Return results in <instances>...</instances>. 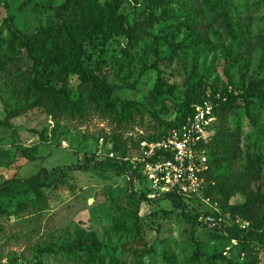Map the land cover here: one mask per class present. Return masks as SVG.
Returning <instances> with one entry per match:
<instances>
[{
  "label": "rangeland",
  "instance_id": "rangeland-1",
  "mask_svg": "<svg viewBox=\"0 0 264 264\" xmlns=\"http://www.w3.org/2000/svg\"><path fill=\"white\" fill-rule=\"evenodd\" d=\"M91 1L112 2L0 0V264H223L219 252L238 264L252 259L264 264V242L244 255L235 242L214 239L184 219L168 199L128 198L123 172L103 162L131 163L143 142L160 139L167 130L161 121L182 116L176 104L189 86L201 82L220 91L264 77V0H117L123 21L138 24L147 36L136 44L123 34L83 38V59L117 85L120 106L127 100L140 105L105 114L99 103L80 94L75 73L49 81L76 100L74 110L56 95L51 107L26 97L24 80L33 75L32 62L12 40L7 18L29 35ZM199 99L208 100L207 91ZM163 103L167 113L160 111ZM220 115L205 144L223 142L237 129L230 142L239 134V158L220 164L218 157L211 165L217 179L204 173L206 185L232 174L223 191L207 198L227 223L247 225L251 211L237 206L264 188V107L252 109L256 125L240 105ZM24 148H30L28 154L21 152ZM84 158H90L89 168L64 169L36 193L24 182L41 166L51 170ZM249 168L255 170L249 181L231 179ZM198 208L211 210L206 204Z\"/></svg>",
  "mask_w": 264,
  "mask_h": 264
},
{
  "label": "trees",
  "instance_id": "trees-1",
  "mask_svg": "<svg viewBox=\"0 0 264 264\" xmlns=\"http://www.w3.org/2000/svg\"><path fill=\"white\" fill-rule=\"evenodd\" d=\"M64 8L66 7L64 6ZM6 22L12 40L17 43L18 47L25 51L26 56L32 62L31 70L33 75L30 79L24 80L23 92L26 97L31 96L45 107H51V105L54 104L53 95H56L59 97L62 105L67 107L68 110H74L77 104L76 100L69 96L68 91L63 86L56 87L49 81H51L52 77L58 80L61 79L64 74L75 73L79 79L80 94H84L88 96V98L99 103L105 114L116 113L118 108L122 111L123 108L137 107L140 105L138 102L127 100L120 106L114 95L117 85L101 77L94 68L88 67L83 59V38L91 39L102 32L107 35L123 34L128 37L130 42L136 44L143 36H147V32L142 30L138 24L133 23L129 26L123 21L122 15L118 10L117 0H112V2L105 4L91 1V3L86 4V6L74 8V12H70L63 21H57L51 26L38 28L29 35L22 34L15 28L11 18H7ZM13 65H17V62H13ZM197 87H202L198 93L195 92ZM205 91L208 93V100L206 101L212 104L213 113L215 115V121L212 123L211 127L212 129L217 124L216 120L218 121V119H220L221 111H231V109L238 107V105L242 107L245 116L251 123L256 125L252 116V109L254 106L264 107V77L248 78L245 86L242 88L230 84L220 91H217L211 85L207 89L206 85L199 82L198 85L189 86L184 93L183 100L176 104L178 110H184L182 116L174 119L172 122L161 121V123L167 127L164 135H166L172 127L182 124L186 118L193 113L195 104L203 103L200 101L199 95ZM168 110L167 104L163 103L160 111L167 113ZM156 113L158 112H152L156 120H159ZM236 131L238 132L239 130L236 129L230 134H226L223 138V142L217 140V138L203 145L209 149L208 152L205 149L207 165L203 168L205 174L208 172L209 178L217 179V176L214 175L211 170V165L215 164L218 157L220 164L223 162L231 163L239 158V134H236L235 138L230 142V138L234 136ZM29 150L30 148H24L21 149V152L28 154ZM33 159L34 158H32V160ZM103 162L115 164L124 175L129 173V171L132 172L134 176L137 175V166L128 161L117 162L112 158H106ZM90 164V158H84L81 162L64 167L56 166L51 170L41 166L35 173L25 178L24 182L36 193L41 187L51 186L56 181L57 177L63 174L64 169H87ZM254 172V168L242 170L233 175L231 179L249 181L253 178ZM231 175L224 177L223 180L217 181L216 184L205 185L203 195L207 197L214 190L223 191V186L232 182L227 180V177ZM127 183L129 188L128 198L137 199L138 197H142L150 202L164 198L168 199L173 208L179 211L184 219L196 224V226L205 228L214 239L226 240L227 242L234 240L236 245L241 246L239 253L241 251L244 255H247V252L254 253L256 251L257 242H264V188L253 191L252 193L250 192L244 203L237 206L244 211H251L253 215V217L250 218V222L241 227L238 222L227 223L223 220L220 213L211 210H199L198 207L201 204L197 199L193 202H187L176 194H167L164 198L148 199L146 195H139L133 190L131 181L127 180ZM3 190L4 188H0V194ZM111 200L113 201V199ZM188 203H192V206L189 207ZM114 204L115 207L118 208L115 202ZM207 214H211L214 217L216 222L214 226H208L207 222L203 219ZM152 215L155 217L157 214L153 212ZM219 217L220 220H218ZM61 248L67 249L65 246ZM200 255L201 253H196L197 257ZM217 256L223 264H238L230 255L226 256L223 255L222 252H219ZM255 261L256 260L252 259L249 264H256Z\"/></svg>",
  "mask_w": 264,
  "mask_h": 264
},
{
  "label": "built area",
  "instance_id": "built-area-1",
  "mask_svg": "<svg viewBox=\"0 0 264 264\" xmlns=\"http://www.w3.org/2000/svg\"><path fill=\"white\" fill-rule=\"evenodd\" d=\"M214 121L212 104L203 101L195 104L193 113L166 135L143 142L141 154L131 161L137 166V175L130 171L125 175L132 182L133 190L138 194L141 189L145 190L148 199L164 198L167 194L179 195L187 202L197 199L200 204L211 207V211L216 210L203 195L206 185L203 168L207 165L203 145L210 137ZM203 219L208 226L216 224L211 214Z\"/></svg>",
  "mask_w": 264,
  "mask_h": 264
}]
</instances>
